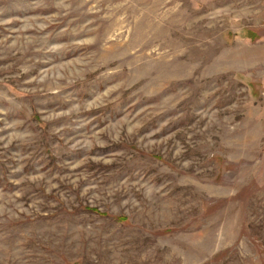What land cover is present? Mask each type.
Masks as SVG:
<instances>
[{
	"label": "rangeland",
	"instance_id": "1",
	"mask_svg": "<svg viewBox=\"0 0 264 264\" xmlns=\"http://www.w3.org/2000/svg\"><path fill=\"white\" fill-rule=\"evenodd\" d=\"M0 264H264V0H0Z\"/></svg>",
	"mask_w": 264,
	"mask_h": 264
},
{
	"label": "trees",
	"instance_id": "2",
	"mask_svg": "<svg viewBox=\"0 0 264 264\" xmlns=\"http://www.w3.org/2000/svg\"><path fill=\"white\" fill-rule=\"evenodd\" d=\"M92 210L98 212V209L97 208H93ZM104 215H106V214H104Z\"/></svg>",
	"mask_w": 264,
	"mask_h": 264
}]
</instances>
